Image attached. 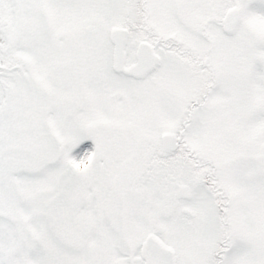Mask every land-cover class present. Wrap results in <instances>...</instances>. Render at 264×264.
I'll use <instances>...</instances> for the list:
<instances>
[{
  "label": "snow or ice",
  "instance_id": "6c2138e0",
  "mask_svg": "<svg viewBox=\"0 0 264 264\" xmlns=\"http://www.w3.org/2000/svg\"><path fill=\"white\" fill-rule=\"evenodd\" d=\"M0 264H264V0H0Z\"/></svg>",
  "mask_w": 264,
  "mask_h": 264
},
{
  "label": "flooded vegetation",
  "instance_id": "af4514ba",
  "mask_svg": "<svg viewBox=\"0 0 264 264\" xmlns=\"http://www.w3.org/2000/svg\"><path fill=\"white\" fill-rule=\"evenodd\" d=\"M84 144H86L90 149L94 148V142L91 141V140L84 141ZM74 154L82 155V153H81L79 148L74 150Z\"/></svg>",
  "mask_w": 264,
  "mask_h": 264
}]
</instances>
